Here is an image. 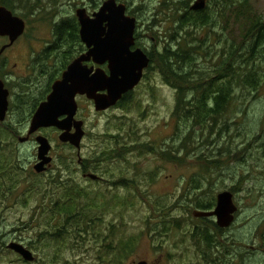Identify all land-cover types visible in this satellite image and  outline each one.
<instances>
[{
    "label": "rangeland",
    "instance_id": "rangeland-1",
    "mask_svg": "<svg viewBox=\"0 0 264 264\" xmlns=\"http://www.w3.org/2000/svg\"><path fill=\"white\" fill-rule=\"evenodd\" d=\"M105 1L53 0L58 11L47 10L45 19L34 24L39 31L29 27L26 38H51L49 26L51 28L54 17L55 22H70L77 8L84 7L90 12ZM118 1L138 18L139 32L146 37L142 46L153 56L162 53L164 48L176 50L171 38L176 32L172 6L163 7L164 0ZM188 1L191 6L197 0ZM239 1L245 2V6L241 8ZM233 3V7L214 17L213 25L195 32L198 40L206 42L194 61L192 73L213 78L222 57L233 50L237 59L235 69L239 61H243L242 69L255 72L256 85L237 86L236 79L226 113L209 120L203 127L194 126L192 120L176 118V92L164 82L157 66L151 67L148 78L116 109L97 113L93 105L81 101L78 115L83 118L88 134L81 157L90 165L92 174L103 179L101 183L82 178L75 152L62 145L58 133L50 129L37 134L50 143L53 169L41 176L34 174L35 136L25 144H20L18 138L26 137L32 105L44 99L50 79L59 73L65 60L45 62L47 74L42 77L32 71L27 74L23 71L27 46H20L21 56L10 59V68L17 64L12 86L14 104L7 121L0 126V130L15 136L7 163L17 166L14 179L20 191L8 193L4 185H9L12 174L0 176V264L21 263L7 249L10 243L32 249L39 257V264H55L56 254L42 249L45 246L60 250V264H137L142 261L208 264L205 258L210 255L212 264H264V46L250 57L244 40L249 23L246 17H264V0H233ZM206 4L202 12L207 11ZM213 10L211 6L207 14L214 16ZM192 96L193 93L187 94L190 103ZM2 142L5 141L2 139ZM2 146L5 144L0 145V149ZM142 146L154 150L151 153L140 148ZM118 148L123 158L108 160L105 157V153L115 149L119 152ZM208 162L216 164L207 165ZM30 173L36 176L35 187H32ZM121 179L127 184L117 187ZM63 184L89 194L91 200L87 205L104 201L108 211H91V226L86 229L83 225L77 230L85 231L79 234L82 238L73 230L63 245H48L46 237L39 236L49 230L50 214L45 212L41 216L38 212L60 194L56 187ZM230 187L236 192V223L226 233H213L221 246H214L208 252L203 245L198 247L194 243L192 227L202 222L194 219L192 212L200 211L195 208L198 202H209ZM30 188H34L33 195L23 196ZM3 192L6 193L2 195ZM207 228L212 231L210 224ZM123 243L129 246L120 250L119 245ZM103 245L107 251L114 249L113 254H107L104 259ZM230 256L235 261L230 260Z\"/></svg>",
    "mask_w": 264,
    "mask_h": 264
},
{
    "label": "trees",
    "instance_id": "trees-1",
    "mask_svg": "<svg viewBox=\"0 0 264 264\" xmlns=\"http://www.w3.org/2000/svg\"><path fill=\"white\" fill-rule=\"evenodd\" d=\"M188 2V0L163 1L162 6L165 8L167 4L168 6H172V15L175 16L173 19V30L176 32L171 38L175 42L176 50L172 52L171 49L164 48L162 53L151 56V62L152 66L158 67L164 82L171 86L176 92V118L185 120L186 122L192 120L194 126L203 127L209 120H213L217 116L226 113L230 103L231 88L236 83L237 86L254 87L257 81L254 71L242 69L241 63L243 61H239V67L237 70L235 69L234 63L237 62V59L232 52L233 50L231 53L222 57L219 67L214 70L213 78H210L211 76L205 77L199 73L196 75L192 73V71L195 70L194 61H197V55H200V50L205 46L204 44L206 42L205 40H198L199 38L195 37V32L213 25V22H215L214 17L221 15L223 11L233 7L234 3L233 0H210L208 2L207 11L212 6L214 8V16H212L207 14V11H191ZM238 5L242 8L245 6V2L239 1ZM246 18L249 19L247 21L249 23L245 30L246 34L244 35V40L247 42L249 56L252 57V54L256 53V51L258 52V49L264 46V17L258 19ZM73 27L74 26H71V28L66 29L62 26L60 31L64 33L68 30V32L71 33ZM193 44H195V46H193ZM239 58H241V56H239ZM236 79L237 82L235 83ZM188 93H193V100L191 103L187 101ZM14 137L15 136L11 135V132L0 130V145L5 144V146H2V149H0V176L4 174L9 176L12 174V176H9V185H4L8 193L11 194L16 190L20 191V186L17 185L14 179L17 166L7 163L8 152L14 143ZM2 139L5 142H2ZM140 148H146L151 153L154 150L147 146H142ZM168 158L171 157L169 156L167 159ZM175 161H180V159L175 158ZM215 164V162H208L207 165ZM7 175L5 176L7 177ZM6 177H4L3 180H6ZM29 177L32 178V187H35L37 184V180L35 179L36 176L34 178V175L30 173ZM121 181L120 184L122 186H124L123 184H127L125 180ZM116 185H119V182ZM56 188L60 190V194L56 198H52V201L47 203V205L38 212L41 216H43L45 212L50 214V228L47 232L43 233L44 235H40L39 237H46L44 240H47L48 245L60 246L65 243L68 233H71L73 230L82 238L79 234H85V231H81L80 233V231L77 230L83 228V225H85L86 229L88 226H91V223H93V220L90 219L91 211H108V209L104 205L106 204L104 201L87 205L86 202L91 200V196L86 193L82 194L76 187L63 184ZM33 192L34 188H30L26 192H23L22 195L32 196ZM4 193L6 192H3L2 195H4ZM82 200L84 202H82ZM210 207H212V205H205L199 202L195 205L196 209L203 211L209 210ZM54 223L58 224L55 225ZM173 225L175 226V224ZM50 232H52L51 235H48ZM213 233L216 232L209 231L207 228L204 231H196L192 235V238L196 246L199 247L203 245V248L209 252L217 245ZM102 243H104V240ZM119 246L120 250H122L124 246L127 247L129 244L123 243ZM206 251L202 253L205 254ZM113 252L114 249L112 251L110 248L109 251H107V247L103 245L102 259L109 253L113 254ZM211 257L210 255V257L208 256L205 258L208 264L214 263Z\"/></svg>",
    "mask_w": 264,
    "mask_h": 264
},
{
    "label": "water",
    "instance_id": "water-1",
    "mask_svg": "<svg viewBox=\"0 0 264 264\" xmlns=\"http://www.w3.org/2000/svg\"><path fill=\"white\" fill-rule=\"evenodd\" d=\"M206 3V0H197L190 6V10L202 11L206 8ZM76 18L80 25V38L87 52L74 60L61 79L54 82L50 94L33 115L26 137L18 138L20 144L27 143L29 137L40 129L56 128L62 132L58 137L60 143H69L79 150L84 131L83 123L75 120L76 97L86 96L93 101L96 112L107 111L139 85L143 71L149 66V59L142 50H130L134 44L136 19L126 16L124 5L117 4L115 0H107L92 18L87 16L84 9L76 11ZM23 32L24 22L0 8V36H7L12 44ZM90 61L95 65L108 63L110 74L107 76L101 69L93 71L84 66V63ZM8 96L9 92L0 81V123L6 118ZM72 127L75 128L73 134L70 133ZM35 143L37 164L33 166V170L36 174H41L52 162L49 156L51 146L42 136L36 137ZM89 178L94 179L96 176L89 175ZM236 212L232 195L222 192L217 195L216 206L212 211L195 210L193 217L215 218L217 227L228 228ZM7 249L19 255L23 261H34L32 253L21 244L10 243Z\"/></svg>",
    "mask_w": 264,
    "mask_h": 264
},
{
    "label": "flooded vegetation",
    "instance_id": "flooded-vegetation-1",
    "mask_svg": "<svg viewBox=\"0 0 264 264\" xmlns=\"http://www.w3.org/2000/svg\"><path fill=\"white\" fill-rule=\"evenodd\" d=\"M50 3L47 4L46 0H0V8H4L5 10H7L8 12H10L12 14V16L17 17L19 19H21L24 22V32L22 34V36H20L19 38H17L12 44L10 43V38H8L7 36H0V81L3 83L4 88L9 92V96H8V110L6 113V118L3 122L0 123V126H3V124H5V122L7 121L9 114H10V110L13 106L14 103H12V98H13V94H12V86H14V81H13V77H14V73L17 64H13V68H10V59L11 57H17V56H21L18 53V50H20V46L22 45H26L27 46V58L25 59L26 61L24 62V68L23 71H26L27 74L32 71L34 73H38L40 77H42L44 74H47V70L45 69V62L48 61H56V60H65V62L62 64V68L61 70H59V73L56 76H53L50 79V85H48V90H47V94L44 97V99L35 102L32 105L33 111H32V115H30L31 119L33 117V115L35 114L37 108L39 107V105L44 102L47 98V96L50 94L51 90H52V86L54 84V82L58 81L61 79L62 74L66 71V69L68 68V66L77 58H79L80 56L84 55L87 52V48L85 46V44L82 42L81 38H80V25L79 22L76 18V11L79 9H84L86 11V14L88 17L92 18L93 15L99 11V9L101 8V6L99 5L98 8L95 7V9H93L92 11H88L86 10L84 7L81 8H77L75 11V18H73V21L70 22H55V17L53 19V21L51 22V28L49 26V31L51 34V38L48 39H42L39 37H29L26 38V33L29 30V27H31L32 31L33 30H38L39 28H37L34 24H38L40 22H42L45 17H46V11H50L55 13L56 11H58V5H55V3L53 2V0H49ZM117 2V4H120L118 0H115ZM209 1L207 0V3ZM83 5L85 6V4L83 3ZM82 5V6H83ZM78 5H76L77 7ZM48 8V9H47ZM129 9L126 7V16H129ZM131 14V13H130ZM133 16V17H132ZM131 18L136 19V27L134 30V44L131 47V51H135L137 49L142 50L146 56L149 59V66L147 69H145L143 71V77L141 82L139 83V85L131 92H129L128 94L124 95L122 97V99L116 104L115 107L108 109L109 110H113L116 109L117 107H119L120 105H123L128 99L131 98V96L133 95V93H135V91L139 88L140 84L143 83L144 80H146V78H148V73L150 72V69L152 67V60H151V56L152 53L148 51L147 48H144L143 42L146 41V37L144 36V34H140L139 32V20L138 18H136V16H134L133 14H131V16H129ZM64 26L66 29L67 28H71V26L73 27L72 32H68V30L64 33H61L60 28ZM106 25L104 24V27ZM37 28V29H36ZM107 32V29L106 31ZM70 48H72V50H70ZM12 53H17L18 55H14ZM84 66H86L88 69H93V71L97 70V69H101L105 72V74L108 76L110 74L109 72V64L105 63L103 65H95L93 61L84 63ZM20 79V78H19ZM26 87V86H25ZM81 101H85L87 103H90L91 105H93L94 108V103L91 100H88L86 98V96H77L76 97V103H77V113L75 116V120L76 121H80L83 123L82 125V130L84 131V136L81 140L80 143V148L79 150H77L76 148H74L73 146H71L69 143L63 144L62 145L68 147L70 149L71 152H75V157L77 158V170L79 171L80 175L82 176V178L84 180L87 181H91V182H96V183H101V181L103 180L102 178H100L99 176L92 174V169L90 168V165L86 162L85 159H83L81 157V152L83 149V143L87 137V132H86V126H85V122L84 120H82L83 118L79 117L78 115V111L80 108V102ZM95 111V109H94ZM104 111V112H107ZM96 112V111H95ZM104 112H97V113H104ZM30 119V122H31ZM64 118H60V120H63ZM55 130L58 133V137L59 135L62 133L59 130H57L56 128H48V130ZM41 130H46V129H40L38 130L35 134L31 135L28 139V141L33 137L34 140L36 137H38L39 131ZM71 134L75 133V128L72 127ZM119 149V148H118ZM117 154V155H115ZM49 156L52 159L51 164L47 167L46 171L44 173L41 174H36V175H44L50 171H52L53 169V163H54V158L51 155V150L49 152ZM117 156V157H116ZM105 157L108 160H111L113 158H123L121 149L118 150H113L110 152L105 153ZM37 164V158L35 160L34 165ZM89 175H94L96 176V178L91 179L89 178ZM123 180V179H121ZM119 180V185L117 187H122V185L120 184L122 181ZM117 182V183H118ZM116 183V184H117ZM222 192H229L232 195V200L233 203L235 204V206L237 207V212L234 214V220L233 222L230 224V226L228 228H219L216 225L215 222V218H194L193 217V212H192V217L196 220H199L202 222V224L197 225L195 224L192 227V235L197 231H204L207 229V225L210 224L212 231H215L217 234H223L226 233L227 230L231 229L233 227V225L236 223L237 217H238V206L236 204V192L235 189L230 187L229 189L223 190L221 192H219L218 194L222 193ZM217 194V195H218ZM217 195L212 199H210L209 202H199L202 204H210L212 205V207H210L209 210L205 211H212L215 206H216V202H217ZM203 211V210H200ZM203 224H205V226H203ZM209 229V228H208ZM210 231V229H209ZM215 239V238H214ZM216 241V240H215ZM217 245L216 247L218 248V246H221L220 244H218V242L216 241ZM27 250H29L34 258L33 262H26L23 261L22 258L15 254L14 252L10 251L11 253H13L16 257L17 260H21L18 261L20 264H39V257L37 256V254L35 252L32 251V249L24 246ZM42 249H49L52 250L51 252H53L55 255V258H53L55 261V264H60L59 260V254H60V250L57 247H51V246H45L42 247ZM205 255V254H204ZM237 254H235L234 256H236ZM230 260L235 261V259L233 260V257L230 256ZM46 264V263H43Z\"/></svg>",
    "mask_w": 264,
    "mask_h": 264
},
{
    "label": "bare ground",
    "instance_id": "bare-ground-1",
    "mask_svg": "<svg viewBox=\"0 0 264 264\" xmlns=\"http://www.w3.org/2000/svg\"><path fill=\"white\" fill-rule=\"evenodd\" d=\"M217 90V89H216ZM217 134V133H216ZM165 157V156H164ZM166 158V157H165ZM167 159V158H166ZM94 162V161H93ZM163 214V213H162Z\"/></svg>",
    "mask_w": 264,
    "mask_h": 264
}]
</instances>
